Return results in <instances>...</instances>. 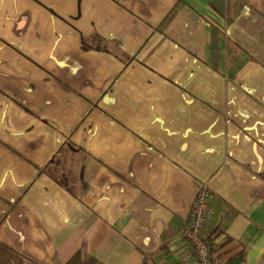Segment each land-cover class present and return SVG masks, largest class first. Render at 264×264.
<instances>
[{
  "label": "crops",
  "instance_id": "1",
  "mask_svg": "<svg viewBox=\"0 0 264 264\" xmlns=\"http://www.w3.org/2000/svg\"><path fill=\"white\" fill-rule=\"evenodd\" d=\"M201 184L264 264V0H0V264L193 263Z\"/></svg>",
  "mask_w": 264,
  "mask_h": 264
},
{
  "label": "built area",
  "instance_id": "2",
  "mask_svg": "<svg viewBox=\"0 0 264 264\" xmlns=\"http://www.w3.org/2000/svg\"><path fill=\"white\" fill-rule=\"evenodd\" d=\"M211 196L209 186L201 184L191 206L190 221L180 232V237L190 245L194 262L191 263L185 257H181L175 264H213L210 245L203 235L205 222L212 213L208 202Z\"/></svg>",
  "mask_w": 264,
  "mask_h": 264
},
{
  "label": "trees",
  "instance_id": "3",
  "mask_svg": "<svg viewBox=\"0 0 264 264\" xmlns=\"http://www.w3.org/2000/svg\"><path fill=\"white\" fill-rule=\"evenodd\" d=\"M82 47L85 49L88 48V46L85 43H83Z\"/></svg>",
  "mask_w": 264,
  "mask_h": 264
}]
</instances>
